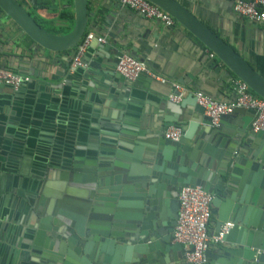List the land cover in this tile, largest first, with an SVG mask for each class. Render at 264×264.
<instances>
[{"label":"water","instance_id":"water-1","mask_svg":"<svg viewBox=\"0 0 264 264\" xmlns=\"http://www.w3.org/2000/svg\"><path fill=\"white\" fill-rule=\"evenodd\" d=\"M45 1L54 8L68 2ZM149 1L264 99V77L189 9L176 0ZM74 8L73 29L57 35L18 0H0V9L27 36L56 53L74 49L88 30V0H74ZM88 48L95 50L93 57L85 53L80 66L65 57L66 66L52 77L59 82L48 84L60 95L54 102L62 108L46 125H38L42 142L37 152L42 157L36 158L33 172L21 171L24 176L19 177L30 191L25 205L29 221L17 225L22 264H194L185 260L184 246L173 238L179 194L186 185H200L214 195L215 231L233 224L223 243L206 251L207 264H264V131L249 128L255 110L237 108L212 125L195 93L189 92L180 102L169 99L161 123L137 130L119 123L116 108L142 77L152 79L142 73L131 82L117 71L125 53L115 40L102 44L94 38ZM215 65V59L209 60L208 66ZM180 81L189 82L188 77ZM64 113L98 117L93 126L97 132L82 130L76 120L70 127ZM240 114L249 118L235 130L225 127L227 122L236 124ZM171 125L182 129L178 141L165 137Z\"/></svg>","mask_w":264,"mask_h":264},{"label":"crops","instance_id":"crops-1","mask_svg":"<svg viewBox=\"0 0 264 264\" xmlns=\"http://www.w3.org/2000/svg\"><path fill=\"white\" fill-rule=\"evenodd\" d=\"M18 1L31 13H36L50 33L63 35L67 33H60V30L74 27V0H68L64 8L62 2L58 3V8L49 7L48 2L42 10L35 7L38 0ZM176 1L189 9L264 77V24L251 22L235 13L233 0ZM63 9L73 12L74 18L61 19L59 15ZM88 13L85 35L93 32L100 37L112 33L114 37L110 40L107 37L106 43L117 41L124 53L145 61L151 69L170 80L161 83L142 77L136 86H132L124 103L120 104L121 108H116L120 115L119 123H127L140 131L161 123L166 115L169 95L174 92L171 82L181 84L185 88V95L203 91L219 101L234 100V74L177 21L174 26L166 27L122 5L118 0H88ZM78 46L60 53L47 50L27 36L5 13H0V68L31 77L28 86L17 93L8 86L0 87V264H22L24 261L18 255V240L20 244L22 237L18 239L21 228L17 225L22 219L25 223L29 221L25 205L30 191L27 181L20 183L19 177L24 176L22 172L26 170L28 174L33 172L36 158L42 157L37 152L40 148L38 144L42 142L38 139L41 137L38 125H41L40 122L46 125L47 120L50 121L62 108L54 102V97L60 95H56L48 84L59 82L52 77L57 76L56 70L66 66L65 57H72L73 64ZM88 49L86 55L93 57L95 50L89 52ZM211 59H215V66H208ZM184 77H188V84L180 81ZM98 82L95 85L99 88L97 85L101 84V80ZM131 82H135V79ZM89 88L85 86L86 91ZM91 94L92 100L95 94L93 91ZM65 100L71 102V98L66 97ZM79 101L82 105L86 103L84 99ZM64 115L70 120V127L76 120L75 125L80 128L88 130L90 127L91 131L97 132L93 126L98 123V117ZM245 117L249 118V115L240 114L236 124L227 122L225 127L235 130ZM250 121L251 130L253 119ZM41 130L51 132L50 129ZM110 130L113 132V127ZM215 229L216 219L212 217L210 230ZM21 245L24 246V243Z\"/></svg>","mask_w":264,"mask_h":264},{"label":"built area","instance_id":"built-area-1","mask_svg":"<svg viewBox=\"0 0 264 264\" xmlns=\"http://www.w3.org/2000/svg\"><path fill=\"white\" fill-rule=\"evenodd\" d=\"M122 5L152 20H157L166 27L175 25L176 20L165 10L149 0H118ZM235 13L251 22L264 24V0H233ZM97 38L102 44L107 42V36L98 37L95 33H87L73 56V65L80 66L82 57L90 42ZM213 56V54H211ZM117 71L130 80L140 74H147L152 80L168 83L163 75L155 72L150 66L135 56L125 53L118 62ZM31 81V77L9 69L0 68V86L5 85L17 91ZM173 91L169 99L180 102L185 95V88L176 82H171ZM235 98L231 102L219 101L203 91H195L198 104L205 114L211 118L212 125H218L221 118L232 114L237 108L253 109L255 114L251 124L253 132L264 131V99L256 95L243 80H233ZM182 129L178 125H171L165 132L167 139L178 141ZM214 195L200 185H186L179 194L178 218L174 227V241L184 246L185 260L194 264H207L206 251L211 245L223 243L224 236L233 225L225 223L220 231H211L212 201Z\"/></svg>","mask_w":264,"mask_h":264},{"label":"trees","instance_id":"trees-1","mask_svg":"<svg viewBox=\"0 0 264 264\" xmlns=\"http://www.w3.org/2000/svg\"><path fill=\"white\" fill-rule=\"evenodd\" d=\"M48 4V1H45V0H38V2L36 3V9H40V8H44L46 5ZM0 13H4L1 9H0ZM35 19L42 25V20L40 18H38L36 15H34L33 13H31ZM60 18L61 19H73L74 18V13L71 12L69 9H63L60 13ZM43 26V25H42ZM72 29V27H68V28H65L63 30H60L59 32L60 33H68L70 32ZM235 76V75H234ZM238 78L235 76V79Z\"/></svg>","mask_w":264,"mask_h":264},{"label":"rangeland","instance_id":"rangeland-1","mask_svg":"<svg viewBox=\"0 0 264 264\" xmlns=\"http://www.w3.org/2000/svg\"><path fill=\"white\" fill-rule=\"evenodd\" d=\"M34 13V12H33ZM36 13H34V15H35Z\"/></svg>","mask_w":264,"mask_h":264}]
</instances>
